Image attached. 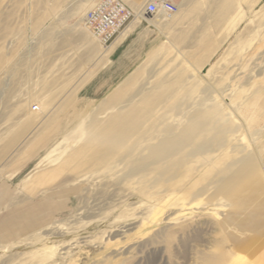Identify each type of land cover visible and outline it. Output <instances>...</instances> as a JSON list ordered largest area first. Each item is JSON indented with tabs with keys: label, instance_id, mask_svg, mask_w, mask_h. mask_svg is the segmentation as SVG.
I'll return each instance as SVG.
<instances>
[{
	"label": "rangeland",
	"instance_id": "1",
	"mask_svg": "<svg viewBox=\"0 0 264 264\" xmlns=\"http://www.w3.org/2000/svg\"><path fill=\"white\" fill-rule=\"evenodd\" d=\"M96 1L0 0V180L27 196L66 194L64 206L46 225L0 241V264H203L205 255L215 264H264V236L246 242L243 235L238 248L222 230L226 220L233 226L246 210L264 204V152L259 153L264 147V0H235L226 18L219 17V0H182L172 15L154 17L152 23L145 16L155 42L145 44V50L135 42L121 59L102 55L111 42L101 43L84 25L83 15ZM194 5L203 9L186 18ZM204 13L212 15L210 25L200 24ZM178 71L188 72L181 74L182 89L167 98L165 110L154 113L155 122L165 113L161 129L164 123L176 126L183 120L180 113L201 99L228 119L222 139L190 165L189 175L174 184L149 181L158 168L129 175L138 167L135 162L118 161L96 172L82 167L75 174L65 168L49 188L33 195L24 190L27 179L51 168L36 166L45 156L59 154H50L52 149H68L67 138L81 142L84 125L111 114L107 103L115 91L127 90L136 75L141 76L133 86L152 90L175 79ZM73 102L79 114L74 122L66 121L64 110ZM172 105L178 107L173 111ZM12 134L20 136L1 149ZM221 155L226 163L242 161L236 175L226 181L224 174L201 179L213 172ZM256 168L258 179L251 180ZM148 181L156 193L149 199L138 193ZM237 209L239 217H230ZM46 248L50 256L40 261ZM240 258L244 262H236Z\"/></svg>",
	"mask_w": 264,
	"mask_h": 264
},
{
	"label": "bare ground",
	"instance_id": "2",
	"mask_svg": "<svg viewBox=\"0 0 264 264\" xmlns=\"http://www.w3.org/2000/svg\"><path fill=\"white\" fill-rule=\"evenodd\" d=\"M198 10L196 8L187 9V14L189 15L185 17L191 18L200 12ZM218 10L219 17L226 18L233 11V6L228 4L226 8ZM204 15L202 23L200 24L202 26L210 25L207 19H210L212 15L208 16L206 13ZM203 31H207V26ZM184 36L185 32L181 37L183 38ZM175 40L180 41V36L175 38ZM185 73L188 72L178 71L175 79L169 82L162 81L159 87L152 90L146 86H133V82L141 76L136 75L135 81L132 82L127 90L124 92L115 91L111 95V98H109L107 105L109 109H113L109 116L103 119H92L83 126V129H78L80 130L79 132L83 133L80 138L81 142L77 138H67V143L70 144L68 149L66 147L65 151H63L64 147L58 145L50 152V154L59 153L56 157L47 158L45 156L42 158L36 167L41 168L48 163L47 165L51 166V168L47 172L39 171L36 175L27 179L23 184L24 190L30 195H33L39 190L49 188L47 184H49L50 180L65 168L72 170L75 174H78V169L82 167H89V171L96 172L107 164H111L109 166L110 168L115 167L117 165L115 163L118 161L126 164L135 162V166L138 167L130 169L129 175L140 171L145 173L153 168H158L156 177L153 180L149 179V181L161 180L163 183L174 184L178 179L180 180L182 177L189 175L193 170V166L190 165L198 161V158L202 154L208 153L209 155L211 153L210 150L222 139V134L225 132V129L223 130L222 127L224 128V124L228 119L225 118L226 115L220 111L218 106H207V100L201 99L200 102H193L190 109H184V112L180 113L179 116L183 120L180 119V122L176 121V126L170 125L166 127L167 124L163 122L165 126L163 124V128H160L162 125L161 122L165 121V113L161 116L160 122H155L154 113L165 110L166 102L168 101L167 98H170L174 91L182 89L183 79L181 74ZM135 89L136 92L127 100H124L125 95H130ZM125 101L126 103H124ZM177 107V105H172L170 109L174 111ZM192 112L194 113L192 114ZM262 115L261 119H263L264 113ZM146 123H150V125L144 127ZM57 133L54 132L53 134L57 135ZM228 134L231 135V133ZM251 135L253 136L254 133ZM19 136L20 134H12L11 138L7 142L5 141L6 143L3 144L1 149L7 148ZM83 137L84 139L82 140ZM262 152H264V147L259 149V153L261 154ZM224 158V155H221L219 161L212 165L213 172L205 173L200 178L210 181L213 177L224 174L227 177L224 180L226 181L229 180L230 176H235L236 174L232 173L241 168L242 161L237 159L226 163L223 162L225 161ZM74 177L78 178L81 176ZM149 181L138 189V193L147 199L153 198L156 195L154 191H150L151 186H148ZM205 187L201 190H205ZM47 249L39 257L40 261H44L50 256ZM212 258L211 255H205L202 263L215 264L214 258L213 260ZM236 262L241 263L244 261L240 258Z\"/></svg>",
	"mask_w": 264,
	"mask_h": 264
},
{
	"label": "crops",
	"instance_id": "3",
	"mask_svg": "<svg viewBox=\"0 0 264 264\" xmlns=\"http://www.w3.org/2000/svg\"><path fill=\"white\" fill-rule=\"evenodd\" d=\"M124 1L130 9L136 11L141 10L144 3L146 2V0ZM181 1L182 0H175L177 5H179ZM234 2L235 0H219L216 9L226 8L228 4H231L234 9ZM188 8L203 9L198 5ZM155 19L156 18H151L149 20L152 23ZM128 25L129 27L125 28L124 32H119V34H117V36H115L111 41L110 45L102 50V55L110 54L114 57H117V59H121L125 58L123 51H125L127 48L131 50L135 42L141 43V46L138 47L140 50L149 48V46L146 47L145 44H152L155 42L156 36L147 32V28L145 26L146 18L144 15H136L128 23ZM144 34H147L145 38L142 37ZM118 51L121 52L117 53ZM138 59L139 57L136 58V61L129 62V64L132 66L136 65ZM120 72H127V70H120ZM74 107L75 106L73 102L71 105L65 108L64 112L66 115V121L70 120L74 122L75 117L79 114L73 109ZM17 173L18 170L16 171L15 175ZM248 178L251 180L258 179L257 168L252 170ZM64 195H66L64 192L58 191L54 193H42L41 196L38 197L27 196L25 194L19 193L14 187V183H11L8 180H0V241H13L46 225L48 222H50L51 217L57 211V208L60 209L61 206H64ZM254 195L255 194L251 196L250 201L253 200L255 197ZM237 198L238 197H236L235 201H239ZM243 200L244 199H241L242 202ZM242 202L240 209L241 211L243 206H245L242 205ZM240 210L237 209L235 214L230 217H235V219H237L239 217ZM244 210H246V208ZM239 218L237 221H235L236 224L233 226H231V223L228 224L227 220L222 223V226H224L222 230L227 235V238L231 239L230 241L233 242L234 246L241 248L243 235L246 242L247 239L254 241V236H264V204L257 203L254 207L246 210L240 220Z\"/></svg>",
	"mask_w": 264,
	"mask_h": 264
},
{
	"label": "built area",
	"instance_id": "4",
	"mask_svg": "<svg viewBox=\"0 0 264 264\" xmlns=\"http://www.w3.org/2000/svg\"><path fill=\"white\" fill-rule=\"evenodd\" d=\"M178 10L175 0H146L141 10L130 9L124 0H97L83 15L86 28L103 44L111 42L136 15L158 17Z\"/></svg>",
	"mask_w": 264,
	"mask_h": 264
}]
</instances>
